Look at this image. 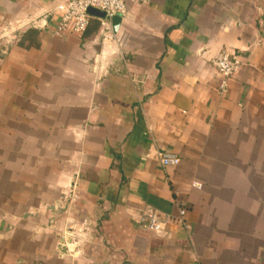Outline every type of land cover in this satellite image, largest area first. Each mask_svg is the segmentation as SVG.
<instances>
[{
    "label": "crops",
    "instance_id": "crops-1",
    "mask_svg": "<svg viewBox=\"0 0 264 264\" xmlns=\"http://www.w3.org/2000/svg\"><path fill=\"white\" fill-rule=\"evenodd\" d=\"M62 1L0 0V264H264V0H127L115 48Z\"/></svg>",
    "mask_w": 264,
    "mask_h": 264
},
{
    "label": "built area",
    "instance_id": "built-area-1",
    "mask_svg": "<svg viewBox=\"0 0 264 264\" xmlns=\"http://www.w3.org/2000/svg\"><path fill=\"white\" fill-rule=\"evenodd\" d=\"M133 1L145 3L150 0ZM90 8L104 13V17H97L100 21L103 45L114 48L121 47L124 43V36L119 31H114L113 19L115 16L123 17L127 13V0H64L58 3L48 13V16L57 19L56 33L58 35L67 31L82 34L88 28L90 18L93 16L89 13ZM213 64L222 76L220 89L225 92L229 87V79L242 69L243 62L237 55L224 51L213 60ZM157 157L164 167L180 164V158L171 153L158 151ZM192 185L196 189L203 188V185L198 182H194ZM185 215L186 210L181 209L179 223H186ZM170 220V215L150 208L140 216L138 222L150 231L166 234Z\"/></svg>",
    "mask_w": 264,
    "mask_h": 264
},
{
    "label": "water",
    "instance_id": "water-1",
    "mask_svg": "<svg viewBox=\"0 0 264 264\" xmlns=\"http://www.w3.org/2000/svg\"><path fill=\"white\" fill-rule=\"evenodd\" d=\"M89 13L95 17H104V13L102 11H99L97 9L94 8H90L89 9ZM122 22V17L121 16H115L113 19V27H114V31L117 32L120 28Z\"/></svg>",
    "mask_w": 264,
    "mask_h": 264
},
{
    "label": "trees",
    "instance_id": "trees-1",
    "mask_svg": "<svg viewBox=\"0 0 264 264\" xmlns=\"http://www.w3.org/2000/svg\"><path fill=\"white\" fill-rule=\"evenodd\" d=\"M99 19L97 18V17H95V16H92L91 18H90V23H89V26H88V28L86 29V31H89V29H91L90 27H91V24H95L97 21H98ZM98 23V22H97ZM85 31V32H86Z\"/></svg>",
    "mask_w": 264,
    "mask_h": 264
}]
</instances>
